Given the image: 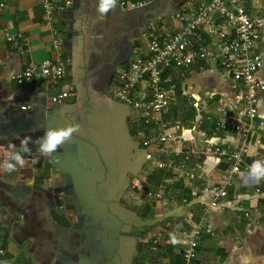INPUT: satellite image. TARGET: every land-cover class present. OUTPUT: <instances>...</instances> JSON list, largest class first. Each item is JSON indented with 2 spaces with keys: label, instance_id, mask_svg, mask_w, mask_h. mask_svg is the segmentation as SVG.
Returning a JSON list of instances; mask_svg holds the SVG:
<instances>
[{
  "label": "crops",
  "instance_id": "0c3cea01",
  "mask_svg": "<svg viewBox=\"0 0 264 264\" xmlns=\"http://www.w3.org/2000/svg\"><path fill=\"white\" fill-rule=\"evenodd\" d=\"M70 1L55 17L69 59L65 76H35L19 87L10 77L53 56L51 35L42 0H0V24L23 37L0 42V264H180L179 234L202 220L206 231L192 264H264V177L251 173L254 162L264 166V93L245 167L216 207L209 206L208 189L222 180L226 164L213 155L192 157L188 166L197 168L201 179L194 185L201 191L181 203L183 183L153 167L133 138L136 114L109 94L132 51L146 56L151 33L177 31L171 16H188L203 0H145L141 8L115 5L104 14L99 0ZM230 1L264 15V0ZM171 75L177 86L171 117L183 125L179 137L203 150L194 124L229 101L228 83L200 65ZM62 91L74 97L52 104L50 97ZM71 125L78 130L53 154L38 151L48 130ZM209 128L206 122L200 127ZM217 139L223 149L237 146L232 135ZM162 181L164 204L151 195Z\"/></svg>",
  "mask_w": 264,
  "mask_h": 264
},
{
  "label": "built area",
  "instance_id": "2783aa9c",
  "mask_svg": "<svg viewBox=\"0 0 264 264\" xmlns=\"http://www.w3.org/2000/svg\"><path fill=\"white\" fill-rule=\"evenodd\" d=\"M146 2L116 0L115 5L128 11L141 8ZM70 6V0H42L41 11L50 31L53 56L39 64L29 63L20 74L11 76L10 80L17 86L35 76L52 81L65 76L69 59L64 54L55 17ZM2 8L0 4V10ZM171 19L179 24V29L161 35L151 33L148 54L140 56L132 51L126 66L116 71L109 94L136 114L133 138L146 151V158L151 160L153 167L171 173L183 183L187 194L181 197V203H187L188 196L196 198L201 191L194 185L201 179L197 168L188 166L192 157L213 155L226 164L222 180L208 189L209 206L216 207L227 201V190L234 186L245 167L248 141L259 129L257 104L264 93V15L249 13L230 0H203L190 15L176 13ZM2 40L15 43L23 37L19 33H9L7 27L0 24V42ZM194 65L219 73L230 91L229 101L221 100L213 113L194 124L195 136L206 142L203 150L179 137L182 121L171 117L177 89L171 72L187 71ZM73 97V92L62 91L51 96L49 101L60 104ZM191 100L188 94L186 101ZM228 110L236 113L234 119ZM203 122L212 128L202 131ZM224 133L236 139L235 149H223L215 141ZM151 148L153 152L149 153ZM164 190L165 181H162L151 194L163 204L167 201ZM243 216L247 218L249 213ZM205 231L202 220L179 234L180 264H192L196 258V241ZM160 237L157 234L153 242L160 241Z\"/></svg>",
  "mask_w": 264,
  "mask_h": 264
},
{
  "label": "clouds",
  "instance_id": "9594fccd",
  "mask_svg": "<svg viewBox=\"0 0 264 264\" xmlns=\"http://www.w3.org/2000/svg\"><path fill=\"white\" fill-rule=\"evenodd\" d=\"M116 4V0H99L98 2V12L101 14L107 13L109 9L114 8ZM9 99H13V97H9ZM78 130L77 125H71L64 129L59 130H48L43 137L39 140V147L38 151H40L43 154H53L57 147L63 143H65L74 132ZM30 141V138H26L22 144H23V150L25 152L31 151L27 145ZM13 159L22 165L23 163V157L20 155H15ZM11 167V165H9ZM251 173L256 177L257 180H259L261 177H264V166L260 164V162H254V164L251 167Z\"/></svg>",
  "mask_w": 264,
  "mask_h": 264
}]
</instances>
